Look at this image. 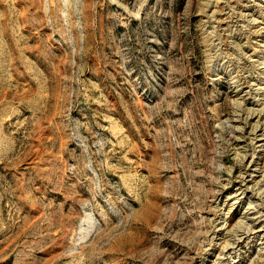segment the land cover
<instances>
[{
  "label": "rangeland",
  "instance_id": "obj_1",
  "mask_svg": "<svg viewBox=\"0 0 264 264\" xmlns=\"http://www.w3.org/2000/svg\"><path fill=\"white\" fill-rule=\"evenodd\" d=\"M0 264H264V0H0Z\"/></svg>",
  "mask_w": 264,
  "mask_h": 264
},
{
  "label": "bare ground",
  "instance_id": "obj_2",
  "mask_svg": "<svg viewBox=\"0 0 264 264\" xmlns=\"http://www.w3.org/2000/svg\"><path fill=\"white\" fill-rule=\"evenodd\" d=\"M263 113V112H262ZM244 117V116H243ZM240 119V118H239ZM243 121V120H242ZM246 123V122H245ZM241 164V163H240ZM241 167V166H240ZM239 239V238H238Z\"/></svg>",
  "mask_w": 264,
  "mask_h": 264
}]
</instances>
